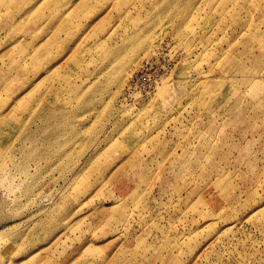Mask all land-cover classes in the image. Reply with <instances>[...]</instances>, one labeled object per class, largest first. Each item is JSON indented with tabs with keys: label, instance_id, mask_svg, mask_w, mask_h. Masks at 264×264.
I'll list each match as a JSON object with an SVG mask.
<instances>
[{
	"label": "rangeland",
	"instance_id": "obj_1",
	"mask_svg": "<svg viewBox=\"0 0 264 264\" xmlns=\"http://www.w3.org/2000/svg\"><path fill=\"white\" fill-rule=\"evenodd\" d=\"M0 264H264V0H0Z\"/></svg>",
	"mask_w": 264,
	"mask_h": 264
},
{
	"label": "crops",
	"instance_id": "obj_2",
	"mask_svg": "<svg viewBox=\"0 0 264 264\" xmlns=\"http://www.w3.org/2000/svg\"><path fill=\"white\" fill-rule=\"evenodd\" d=\"M96 15H98V14H101V13H99L98 11H96V13H95Z\"/></svg>",
	"mask_w": 264,
	"mask_h": 264
}]
</instances>
